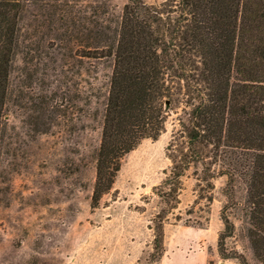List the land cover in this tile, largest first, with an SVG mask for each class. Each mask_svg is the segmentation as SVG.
<instances>
[{
  "label": "rangeland",
  "instance_id": "374dc122",
  "mask_svg": "<svg viewBox=\"0 0 264 264\" xmlns=\"http://www.w3.org/2000/svg\"><path fill=\"white\" fill-rule=\"evenodd\" d=\"M125 1L30 0L21 15L0 142V264H239L217 251L226 177L213 179L211 202L198 198L208 194L196 186L200 165L182 179L164 223V252L150 256L175 111L157 139L124 155L110 191L90 205L111 59L80 50L90 45L96 6L118 13ZM244 195L237 182L236 202ZM231 218L237 230L228 244L254 264L240 210Z\"/></svg>",
  "mask_w": 264,
  "mask_h": 264
},
{
  "label": "trees",
  "instance_id": "16d2710c",
  "mask_svg": "<svg viewBox=\"0 0 264 264\" xmlns=\"http://www.w3.org/2000/svg\"><path fill=\"white\" fill-rule=\"evenodd\" d=\"M29 1L0 0V142L19 22ZM94 11L90 45L80 52L110 58L111 74L91 207L112 188L124 155L142 139H157L175 111L177 125L165 148L170 165L156 187L165 206L152 219L150 256L164 252V223L179 203L182 179L200 165L196 186L208 194L198 198L211 202L213 179L226 177L220 258L250 264L243 249L228 244L237 230L231 213L239 209L241 237L254 264H264V0H126L118 13L100 5ZM237 182L245 185L239 203Z\"/></svg>",
  "mask_w": 264,
  "mask_h": 264
}]
</instances>
